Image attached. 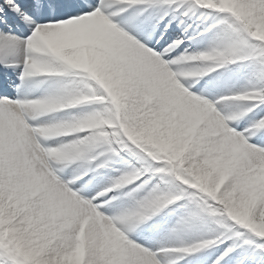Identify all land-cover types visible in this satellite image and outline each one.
Listing matches in <instances>:
<instances>
[{
  "label": "snow or ice",
  "instance_id": "1",
  "mask_svg": "<svg viewBox=\"0 0 264 264\" xmlns=\"http://www.w3.org/2000/svg\"><path fill=\"white\" fill-rule=\"evenodd\" d=\"M0 264H264V0H0Z\"/></svg>",
  "mask_w": 264,
  "mask_h": 264
}]
</instances>
